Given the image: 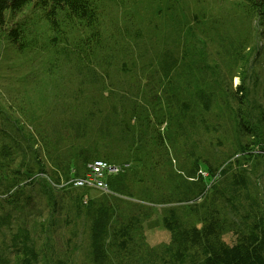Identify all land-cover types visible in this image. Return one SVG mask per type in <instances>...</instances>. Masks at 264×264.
I'll return each mask as SVG.
<instances>
[{
	"label": "trees",
	"instance_id": "trees-1",
	"mask_svg": "<svg viewBox=\"0 0 264 264\" xmlns=\"http://www.w3.org/2000/svg\"><path fill=\"white\" fill-rule=\"evenodd\" d=\"M137 1L0 0V28L6 23L7 12L27 5L38 8L50 37L38 43L33 27L25 32L19 23L8 32V39L19 49L32 44L52 57L49 72L55 73V79L68 78L76 93L74 98L82 94V104L92 114L89 118L101 121L103 135H111L115 126L121 141H139L140 132L133 129L143 126L149 116L146 114L160 106L169 111L175 134L191 137L197 149L200 134L232 128L242 159L264 157V82L257 83L255 76L252 91L244 79L232 87L218 64H211L205 42L192 27L178 44L169 34H157L156 21L139 18L116 23L117 18L106 12L107 3L118 10L135 7ZM171 1L167 7L168 14L174 12L173 25L191 22L195 28L202 23V17L194 12L183 17L186 23L176 20L183 15V4L181 0ZM242 1L246 15L258 26L262 23L263 28L264 0ZM242 40L230 45L229 56L238 52ZM210 115L217 122L211 121ZM86 123L70 119L64 126L80 138ZM32 137L0 106V236L6 237L4 229L9 233L8 242H0V264H38L40 259L50 264H72L80 245L77 238L85 233L79 227L81 215L92 199L79 190L87 187H77L72 181L67 184V175L81 173L90 156L65 170L66 186L78 189H57L59 175L43 169ZM200 167L206 176L196 173ZM186 173L185 184L177 186L174 200H192L194 206L188 211L200 210L198 225L190 226L177 207H169L161 224L171 237L170 243L153 249L134 237L141 220L138 211L122 218L106 207L89 229L87 264H264V204L247 167L236 165L217 171L197 158ZM106 177L109 190L125 193L121 178ZM54 191L60 192L59 196L53 195ZM42 201L50 209L43 219ZM65 228L67 237L62 236ZM226 233L232 238L229 242L222 239ZM33 238H52V242L38 250Z\"/></svg>",
	"mask_w": 264,
	"mask_h": 264
},
{
	"label": "rangeland",
	"instance_id": "rangeland-1",
	"mask_svg": "<svg viewBox=\"0 0 264 264\" xmlns=\"http://www.w3.org/2000/svg\"><path fill=\"white\" fill-rule=\"evenodd\" d=\"M171 2L138 0L135 7L130 5L126 9L118 10L112 8V4L107 3L105 6L108 7L106 12L117 18L114 20L116 23L139 18L145 22L156 21L157 34H169L178 44L187 28L192 27L205 42L211 64H218L219 70L225 74L232 87L244 79L243 83L252 91L254 83L257 82L254 80L255 76L258 79L257 83L264 82V25L262 28V23L259 22L261 27L258 26L255 19L246 15V7L242 0H181L183 15L176 20L185 21L183 17H186V14L197 13L202 17V23L195 28L191 26L193 25L191 22L186 21V25L183 21L173 25L174 12L168 14L170 9L167 7ZM132 10L135 13H128ZM6 15V23L0 28V106L33 135L34 146L38 149L40 160L44 164L43 169L48 174L55 172L59 175L56 188L66 187L75 192L76 188L66 186V183L78 178L76 176L85 175L88 172V164L97 158L116 168L105 177L121 178L120 186L125 188L123 194L114 193L107 187L79 188L85 192V198L92 199V204L81 215L79 227L85 233L77 238L80 245L73 253L72 264L89 263L88 232L98 212H103L106 207L113 208L122 218L138 211L141 220L134 237L140 238L144 246L153 249L170 243L171 237L161 224V217L169 207H177L182 218L190 226L198 225L200 210L197 213L188 211V207L194 206L192 200H174L178 194L177 186L185 184L183 177L197 158L199 161L207 162L217 171L231 170L236 165L247 167L253 186L264 204V157L242 159L240 149L235 144L232 128L226 132L220 130L200 134L196 137L200 146L197 149L190 141L191 137L175 134L174 124L167 115L169 111L157 106L146 114L149 116L143 121V126L133 129L135 133L140 132V142L135 138L129 142L121 141L117 137L118 130L115 126L110 129L111 135H103L100 133L101 121L96 117L89 118L92 114L89 107L82 104L84 103L82 94L74 98L76 93L73 92L72 84L68 83V78L55 79V73L49 72L52 57L37 50L32 44L19 49L17 43H11L8 39V32L14 24L19 23L25 30L33 27L38 43L50 37L51 31L47 28L46 22L41 20L42 13L38 8L27 5L20 11L7 12ZM241 39L243 40L238 52L232 57L229 56L230 45H235ZM18 42L20 44L22 41ZM119 118L120 112L117 120ZM209 118L216 121L211 115ZM70 119L87 122L82 137L77 138L78 135L72 131L71 134L64 126ZM85 156L90 158L83 166L82 172L75 174L76 171H72L67 175L69 178L67 181L64 178L67 167L73 166V163L80 164ZM234 159L237 160L232 162ZM196 173L206 176L202 167ZM38 175L46 178V174ZM59 194L60 192H53V195ZM44 203L41 202L42 206ZM43 207L44 210H40L41 219L46 218L50 210L47 206ZM4 231L6 237L0 236V242L9 240L8 230ZM62 236H69L66 228L62 230ZM33 239L38 250L42 246L47 248L52 242V238ZM222 239L229 242L232 238L226 233L222 235ZM59 258L63 260L62 256ZM38 264L50 263L40 259Z\"/></svg>",
	"mask_w": 264,
	"mask_h": 264
},
{
	"label": "built area",
	"instance_id": "built-area-1",
	"mask_svg": "<svg viewBox=\"0 0 264 264\" xmlns=\"http://www.w3.org/2000/svg\"><path fill=\"white\" fill-rule=\"evenodd\" d=\"M112 166H108L105 161L95 160L88 164V172L85 176L72 180L73 185L77 187L104 189V177L107 173L114 171Z\"/></svg>",
	"mask_w": 264,
	"mask_h": 264
}]
</instances>
